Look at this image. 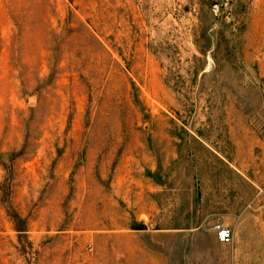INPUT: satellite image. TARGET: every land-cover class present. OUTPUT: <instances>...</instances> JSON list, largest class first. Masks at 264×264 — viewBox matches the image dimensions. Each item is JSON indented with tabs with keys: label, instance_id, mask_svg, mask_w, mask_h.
Instances as JSON below:
<instances>
[{
	"label": "rangeland",
	"instance_id": "obj_1",
	"mask_svg": "<svg viewBox=\"0 0 264 264\" xmlns=\"http://www.w3.org/2000/svg\"><path fill=\"white\" fill-rule=\"evenodd\" d=\"M216 175L264 206V0H0V264H160Z\"/></svg>",
	"mask_w": 264,
	"mask_h": 264
},
{
	"label": "crops",
	"instance_id": "obj_2",
	"mask_svg": "<svg viewBox=\"0 0 264 264\" xmlns=\"http://www.w3.org/2000/svg\"><path fill=\"white\" fill-rule=\"evenodd\" d=\"M210 181L199 196L170 202L155 233V245L170 250L159 255L160 264H264V206L256 193L240 175ZM216 223L231 228L229 242L219 241Z\"/></svg>",
	"mask_w": 264,
	"mask_h": 264
},
{
	"label": "built area",
	"instance_id": "obj_3",
	"mask_svg": "<svg viewBox=\"0 0 264 264\" xmlns=\"http://www.w3.org/2000/svg\"><path fill=\"white\" fill-rule=\"evenodd\" d=\"M259 193L264 197V193L261 190L259 191ZM214 227L217 230V237L219 241L229 242L231 240L232 231L229 226L223 225L221 223H216Z\"/></svg>",
	"mask_w": 264,
	"mask_h": 264
}]
</instances>
